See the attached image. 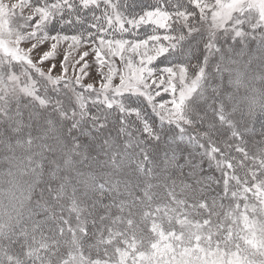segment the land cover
<instances>
[{"label":"snow or ice","instance_id":"1","mask_svg":"<svg viewBox=\"0 0 264 264\" xmlns=\"http://www.w3.org/2000/svg\"><path fill=\"white\" fill-rule=\"evenodd\" d=\"M0 264H264V0H0Z\"/></svg>","mask_w":264,"mask_h":264},{"label":"rangeland","instance_id":"2","mask_svg":"<svg viewBox=\"0 0 264 264\" xmlns=\"http://www.w3.org/2000/svg\"><path fill=\"white\" fill-rule=\"evenodd\" d=\"M165 96H166V94H165ZM159 99V98H158Z\"/></svg>","mask_w":264,"mask_h":264}]
</instances>
